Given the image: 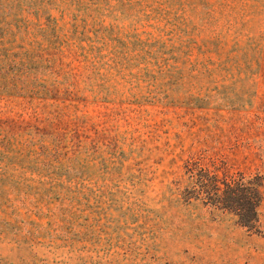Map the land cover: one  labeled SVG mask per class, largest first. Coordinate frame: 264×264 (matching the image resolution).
Listing matches in <instances>:
<instances>
[{
    "label": "rangeland",
    "instance_id": "rangeland-1",
    "mask_svg": "<svg viewBox=\"0 0 264 264\" xmlns=\"http://www.w3.org/2000/svg\"><path fill=\"white\" fill-rule=\"evenodd\" d=\"M0 264H264V0H0Z\"/></svg>",
    "mask_w": 264,
    "mask_h": 264
},
{
    "label": "trees",
    "instance_id": "trees-1",
    "mask_svg": "<svg viewBox=\"0 0 264 264\" xmlns=\"http://www.w3.org/2000/svg\"><path fill=\"white\" fill-rule=\"evenodd\" d=\"M202 99V98H201ZM199 97H192V100H195V101H199V100H201ZM224 193H225V191H224Z\"/></svg>",
    "mask_w": 264,
    "mask_h": 264
}]
</instances>
